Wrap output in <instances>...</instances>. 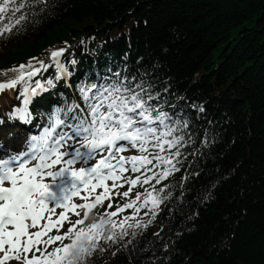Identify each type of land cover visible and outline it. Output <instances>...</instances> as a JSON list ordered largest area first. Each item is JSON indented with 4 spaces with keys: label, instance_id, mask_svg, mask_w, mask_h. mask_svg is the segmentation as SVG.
<instances>
[{
    "label": "trees",
    "instance_id": "obj_1",
    "mask_svg": "<svg viewBox=\"0 0 264 264\" xmlns=\"http://www.w3.org/2000/svg\"><path fill=\"white\" fill-rule=\"evenodd\" d=\"M21 2L0 79L75 44V90L125 64L194 139L155 190L151 225L110 234L79 264H264V0ZM60 91L70 98L55 84L34 110Z\"/></svg>",
    "mask_w": 264,
    "mask_h": 264
},
{
    "label": "bare ground",
    "instance_id": "obj_2",
    "mask_svg": "<svg viewBox=\"0 0 264 264\" xmlns=\"http://www.w3.org/2000/svg\"><path fill=\"white\" fill-rule=\"evenodd\" d=\"M66 57H68V58L74 57V59H75V55L74 54H68Z\"/></svg>",
    "mask_w": 264,
    "mask_h": 264
},
{
    "label": "rangeland",
    "instance_id": "obj_3",
    "mask_svg": "<svg viewBox=\"0 0 264 264\" xmlns=\"http://www.w3.org/2000/svg\"><path fill=\"white\" fill-rule=\"evenodd\" d=\"M102 264H109L108 262H104V263H102Z\"/></svg>",
    "mask_w": 264,
    "mask_h": 264
}]
</instances>
